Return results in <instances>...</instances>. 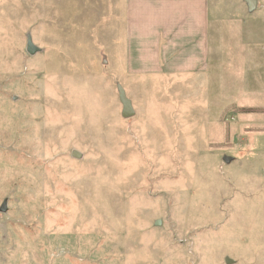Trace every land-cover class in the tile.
Returning a JSON list of instances; mask_svg holds the SVG:
<instances>
[{"label":"rangeland","instance_id":"rangeland-1","mask_svg":"<svg viewBox=\"0 0 264 264\" xmlns=\"http://www.w3.org/2000/svg\"><path fill=\"white\" fill-rule=\"evenodd\" d=\"M134 2L0 0V264H264V20L158 72Z\"/></svg>","mask_w":264,"mask_h":264},{"label":"crops","instance_id":"crops-1","mask_svg":"<svg viewBox=\"0 0 264 264\" xmlns=\"http://www.w3.org/2000/svg\"><path fill=\"white\" fill-rule=\"evenodd\" d=\"M253 1V8L241 0L231 1L235 9L216 11L211 9V0H135L137 20L140 18L136 59L144 68L156 63L158 72H203L211 60L213 38L221 44L223 18L231 24L246 19L243 24L252 28L257 25L251 19L264 20V9H259L264 0Z\"/></svg>","mask_w":264,"mask_h":264},{"label":"water","instance_id":"water-1","mask_svg":"<svg viewBox=\"0 0 264 264\" xmlns=\"http://www.w3.org/2000/svg\"><path fill=\"white\" fill-rule=\"evenodd\" d=\"M247 3L249 5V7L253 8V5H254L255 2L253 0H247ZM37 50L38 49L34 45L32 37L28 36L27 51L30 54H33ZM118 92H119V99H120V102L122 104V117L123 118H131V117L135 116L136 112H135V108L133 106L132 100L127 96L125 89L120 84L118 85ZM73 155L77 156V153L73 152ZM224 160L225 161H229V158L225 157ZM6 203H7L6 201L3 202V204H2V206L0 208L1 212H5L7 210ZM158 224H160V223H157V225ZM226 262L228 264L233 263V261L231 259H229V258L226 259Z\"/></svg>","mask_w":264,"mask_h":264}]
</instances>
